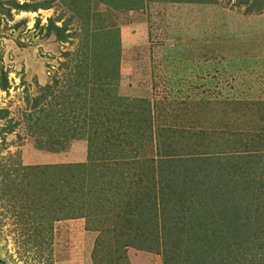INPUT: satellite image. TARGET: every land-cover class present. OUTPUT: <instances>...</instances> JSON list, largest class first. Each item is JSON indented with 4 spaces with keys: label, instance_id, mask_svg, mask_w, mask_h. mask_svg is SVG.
Masks as SVG:
<instances>
[{
    "label": "rangeland",
    "instance_id": "obj_1",
    "mask_svg": "<svg viewBox=\"0 0 264 264\" xmlns=\"http://www.w3.org/2000/svg\"><path fill=\"white\" fill-rule=\"evenodd\" d=\"M14 1L48 2L51 8L24 11L11 6ZM0 7L11 9L10 16L0 10V82L4 74L9 82L8 90L0 88V261L198 264L183 257L191 247L205 248L209 263L216 254L214 242L204 241L206 224L182 204L162 203L159 192L166 183L160 179L168 172L159 153L172 149L191 161L188 184L194 193L207 189L197 184V174L213 186L219 174L243 176L245 189L254 188L255 173L264 176V150L255 153L260 141L253 136L264 126V0H0ZM49 18L59 26L71 21L68 42L48 33ZM80 18L90 30L106 33L98 37L97 48L111 46L120 53L119 78L102 96L94 94L101 80L77 69L89 35ZM96 76L101 79V73ZM126 99L152 109L151 115L143 111L127 125L119 114ZM96 112L101 115L93 120ZM73 128L88 131L89 139L72 138L78 134ZM56 138L63 143L56 144ZM139 139L143 146L137 152L121 143ZM161 139L165 143L158 147ZM90 143L106 149L103 157L96 153L92 159ZM64 144L66 150H52ZM108 163L117 170L103 174ZM30 165L37 169L23 167ZM225 190L228 201L239 191ZM253 192L241 202L250 206V224L245 217L235 223L243 232L250 225L246 236L234 235L236 226L226 231L229 221L223 224L219 215L226 214L223 200L207 219V226L214 221L218 255L227 263L264 264V228L259 230L264 220L257 218L264 194L257 201L259 193ZM146 193L155 194L164 216L177 220L169 223L177 240L170 235L165 240L162 232L171 228L163 227L161 217L159 224L155 220L158 233L145 229L139 199ZM76 194L87 202L83 212L94 211L88 219L61 217L57 211L69 202L78 206L70 196ZM192 198L188 207L198 209ZM197 224L196 232L190 227ZM254 225L258 232H252Z\"/></svg>",
    "mask_w": 264,
    "mask_h": 264
},
{
    "label": "trees",
    "instance_id": "obj_2",
    "mask_svg": "<svg viewBox=\"0 0 264 264\" xmlns=\"http://www.w3.org/2000/svg\"><path fill=\"white\" fill-rule=\"evenodd\" d=\"M78 1V0H77ZM11 6H13L16 9L19 10H24V11H30V10H34L36 11L39 8H44V9H49L51 8L50 3L48 2H43L41 4H31L29 2H25L24 4H19L18 2L14 1L12 2ZM0 10L2 12H4L7 15H11V9L10 8H3L0 7ZM90 19V18H89ZM81 23L85 26L84 27V32L86 31L91 38L89 37V35H87V38H85V41L87 43V46L83 45L81 47V55H77L79 57V66L77 67V69H81L83 71H87L88 75L96 78L101 82L100 85L97 89L94 90V94L96 96H102L103 93L106 91L105 87L111 86L112 87L115 85V81L116 79L118 80L119 78V69H120V53L118 51H114L112 49L111 46H105L106 48L104 50H100L99 48H97L96 46V42L98 41V37L102 34H106L101 33L99 30H97L96 28L93 30H90V28H88V26L90 25L89 23H84V21L81 20ZM71 21H66L62 24V26L57 25V21L54 18H49V23L47 26V30L48 33H53V35L57 38L58 41L60 42H68L70 37H71V33L69 32V23ZM40 23V20H38L37 24ZM93 32V34H92ZM95 38V39H94ZM93 43V48L90 49V51H88V49L90 48V45ZM65 56L70 55V52H65L64 54ZM101 73V79L96 76L99 75ZM84 73V72H83ZM89 73H92L91 75ZM5 77L3 78V81L0 82V88L3 90H8L9 89V82L7 79V75L4 74ZM80 76V75H79ZM116 78V79H115ZM102 79H106L107 81H104ZM46 90H50V86L46 87ZM80 93V92H79ZM86 95V94H85ZM79 96H81V94H79ZM105 97V96H104ZM104 97L102 99V101H104ZM140 102H142V104L144 102H148L147 100H141ZM98 103H101V101H99ZM132 101H128V99L124 100V102L120 105L121 108V112L119 114H122V119L124 120V122L127 123V125L131 124L133 121H135L136 119H138L137 117L143 112L145 114H149L151 115L152 113V109H148L145 110L144 106H141L140 109L136 106H134V104H132ZM149 103V102H148ZM151 103H149L150 105ZM148 105V104H147ZM91 109H94V107H92ZM114 109V108H113ZM112 109V111H113ZM139 109V110H138ZM142 110V111H140ZM101 115L100 112H96L95 114L91 115V118L94 120V118H96L97 116ZM107 118H109L110 116H106ZM97 121L98 118H97ZM123 122V121H122ZM68 128V127H67ZM75 129V128H73ZM76 130V129H75ZM78 134H76L75 136H72V138H79V139H89V134L88 131L86 130H76ZM254 138L260 141L259 146L257 147V149L255 150V153L258 152L257 150H264V126L261 130H254ZM88 135V138H86V136ZM147 135V134H146ZM65 136V134L63 135ZM149 136V135H148ZM65 137L70 138V136L66 135ZM161 138V137H160ZM58 140H55L56 144H60L63 143L62 140H60L59 138H56ZM134 141V140H133ZM133 141H122L121 143H123L124 145L129 144V145H133L132 150H130L131 152L135 151L137 152L140 147L143 146V143H141L140 139L137 140V142H133ZM149 141L152 142V137L149 136ZM69 143V142H68ZM162 139L160 143H157L158 145H162ZM90 149L89 151H91V157L93 159L94 155L96 153H103L104 151H106L105 148H99L100 150H96L95 146L93 145V143L89 144ZM117 146V144H112L111 147ZM172 146V144H171ZM159 147V146H158ZM68 148V144H64L63 146H61L60 148H52V150L54 152H59V151H63L66 150ZM113 152V151H112ZM161 158H164V160H162L163 162V169H167L165 171H167L168 173H166L160 180H162L163 182L166 183L165 187L160 188L161 192L160 195L162 196V203L163 204H167V203H171L174 202L175 205H184L187 209H191L192 213L190 214V216H192L193 218H195L198 222H201L203 225L206 224V227H204L201 231L202 234L204 236V241L207 242L208 244L209 242H214V248H212V251H214V253L216 254L215 256H212L208 261H205L204 256L207 254L206 249H202L201 252H198L196 250H194L191 247H186L185 248V252L186 255L183 256L185 258L186 263H191L193 262V259H195L197 261L198 264H213L214 262L216 264H230L231 261L229 260V263H227L224 259V257H222L221 255H218L219 252V243L220 240L219 238L215 237V233H213V231H215V228L212 226L214 225V221L213 223H211L210 226H207L209 222H207V219L209 217L214 218L215 215V208H217V211H219L220 208V203L223 200L224 202V212L226 214L221 215L222 216V222L223 224L227 221H229V224L226 225V231L227 228H229V231L231 232L232 230H234L233 228L236 226L235 230H234V235L236 233H239L238 235L240 236V234H244L245 236L247 235V233L251 232V228L250 225L248 227L247 230H245L244 232L241 230V228H238L237 225L235 223H238L242 217H245L247 220L246 224H250L248 223V218L249 216V212L250 210H248V207H243V204H241L242 202V197L248 196L249 194H251V192L254 190L253 193L258 192L259 194L256 196L257 201H260V199L263 198V194H264V176L263 173H255L253 176L251 174V186H254V188H244L245 186H242V180H244L245 178L243 176H239V175H227L225 174L224 176H222V174L218 175L221 178L218 180L219 183H217L215 186H213L212 184V180L207 184V181H205V175L204 174H197L196 175V182L199 186H203L206 184L205 188L206 191L205 192H198L200 195H198V193H194L195 189H192V186H190L188 183L191 182V168L189 167V164L191 163L190 160L186 159V158H182L179 156H176L175 154L172 153V149L168 151H166V153L162 152L159 153ZM103 157L101 154L97 157ZM146 162H148L147 166H150V163L152 162V159L150 160H145ZM141 163V161H138V164ZM119 164V163H118ZM106 165V166H105ZM116 164H104L105 168H102L100 171H102L103 169H105L103 172V174H105V172L109 173L111 171H116L117 168L114 166ZM25 169H37V166H23ZM255 172V171H253ZM246 173V172H244ZM259 175V176H258ZM208 177L210 178V174L208 175ZM260 178V179H259ZM209 180V179H208ZM254 180V181H253ZM193 182V181H192ZM173 185V186H172ZM229 186L231 187L234 191L238 192V194H233L232 193V200H227V198L231 195L228 192H224L225 190V186ZM74 188V187H73ZM72 188V189H73ZM169 190V191H168ZM193 192L192 195H190L189 197L186 196V192L187 191ZM224 190V191H223ZM77 192V191H75ZM235 193V192H234ZM70 196H74L77 199V203L78 206L74 205L72 202H69L67 204L66 208H62V209H58L57 211L59 213H63V215L61 217H73L75 215L78 216H83L86 219H88V217L94 212L92 209H87L86 213L83 212V208L87 205V202L84 200L82 194H76V195H70ZM155 194L154 193H146L145 196H142L139 199V202L141 204L140 210H141V215H143L144 219H145V226H147L145 229H153L156 230V225H155V220L156 218H158V224H159V218L161 217V220L163 222V227L170 229L171 230H163L162 234L166 238H168L169 236V240H177L178 239V235L173 232L174 230V226L169 224L171 221H175L176 219L173 218L172 216V210H174V208L172 207L169 211H170V216H164L166 214L165 208L163 207H159L158 206V200L154 199ZM195 196L194 199H197V203L199 205V208L197 209L195 206L193 208L188 207L189 205V201H192V197ZM69 197V196H68ZM145 199V200H144ZM171 199V200H170ZM61 203V202H60ZM58 203V204H60ZM168 205V204H167ZM262 207H258V208H262L261 210H259V213H261V215H258L257 218L260 219V221L264 220V216L262 215L264 213V206L263 204H261ZM259 205V206H261ZM122 207V206H121ZM123 210L126 209L125 207L122 208ZM145 211V214H143V212ZM176 211V210H175ZM55 217V216H53ZM60 217V216H57ZM202 217L205 218V220L202 221ZM226 218V219H225ZM225 219V220H224ZM177 221V220H176ZM135 221H130V223H133L134 225L137 223H134ZM193 228V231H198V224L196 225H191ZM260 228L258 225H254L252 232H258L259 230L264 228V225L261 226V228L256 231V229ZM130 229H134V227H130ZM200 231V232H201ZM225 231V232H226ZM146 231L144 232V235L146 236ZM158 233V232H157ZM237 235V236H238ZM242 237H234V240L237 241L238 245H241L243 243V241L241 240ZM147 239V238H146ZM208 239V240H207ZM216 239V240H215ZM223 239V238H222ZM243 239V238H242ZM262 243H264V237L260 239ZM235 241L232 243V245L235 243ZM239 248V246H237ZM174 248V247H173ZM210 254L211 253V249L208 250ZM231 253V252H230ZM1 264H5V262L0 261Z\"/></svg>",
    "mask_w": 264,
    "mask_h": 264
},
{
    "label": "clouds",
    "instance_id": "obj_3",
    "mask_svg": "<svg viewBox=\"0 0 264 264\" xmlns=\"http://www.w3.org/2000/svg\"><path fill=\"white\" fill-rule=\"evenodd\" d=\"M2 262H4V260H1Z\"/></svg>",
    "mask_w": 264,
    "mask_h": 264
}]
</instances>
